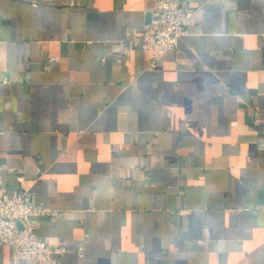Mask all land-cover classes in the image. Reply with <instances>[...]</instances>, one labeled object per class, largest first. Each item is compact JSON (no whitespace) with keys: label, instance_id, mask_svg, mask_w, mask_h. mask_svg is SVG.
<instances>
[{"label":"crops","instance_id":"obj_1","mask_svg":"<svg viewBox=\"0 0 264 264\" xmlns=\"http://www.w3.org/2000/svg\"><path fill=\"white\" fill-rule=\"evenodd\" d=\"M180 1L157 56L158 0H0V190L59 264H264V0Z\"/></svg>","mask_w":264,"mask_h":264},{"label":"built area","instance_id":"obj_2","mask_svg":"<svg viewBox=\"0 0 264 264\" xmlns=\"http://www.w3.org/2000/svg\"><path fill=\"white\" fill-rule=\"evenodd\" d=\"M191 11L180 0H158L150 19L141 26L134 44L142 43L157 56L177 47L178 40L187 34L191 22ZM47 211V210H43ZM38 213L32 196L23 186L8 194L0 190V245L12 250V264L32 259L39 264H59L58 257L65 253V247L51 245L39 239L32 217ZM56 211H50L55 216ZM84 249L79 247L78 256Z\"/></svg>","mask_w":264,"mask_h":264},{"label":"rangeland","instance_id":"obj_3","mask_svg":"<svg viewBox=\"0 0 264 264\" xmlns=\"http://www.w3.org/2000/svg\"><path fill=\"white\" fill-rule=\"evenodd\" d=\"M37 3L56 5V6H83L88 3L89 0H31Z\"/></svg>","mask_w":264,"mask_h":264}]
</instances>
